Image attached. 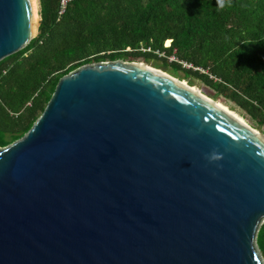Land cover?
Returning a JSON list of instances; mask_svg holds the SVG:
<instances>
[{
    "label": "water",
    "instance_id": "95a60500",
    "mask_svg": "<svg viewBox=\"0 0 264 264\" xmlns=\"http://www.w3.org/2000/svg\"><path fill=\"white\" fill-rule=\"evenodd\" d=\"M0 0V60L37 35ZM264 134L143 62L62 77L0 147V264H264Z\"/></svg>",
    "mask_w": 264,
    "mask_h": 264
},
{
    "label": "trees",
    "instance_id": "16d2710c",
    "mask_svg": "<svg viewBox=\"0 0 264 264\" xmlns=\"http://www.w3.org/2000/svg\"><path fill=\"white\" fill-rule=\"evenodd\" d=\"M37 1V35L0 60V147L27 134L62 77L127 58L162 60L264 127V0L223 9L216 0H74L59 19V0ZM172 54L197 69L170 62ZM257 243L264 259V223Z\"/></svg>",
    "mask_w": 264,
    "mask_h": 264
},
{
    "label": "rangeland",
    "instance_id": "374dc122",
    "mask_svg": "<svg viewBox=\"0 0 264 264\" xmlns=\"http://www.w3.org/2000/svg\"><path fill=\"white\" fill-rule=\"evenodd\" d=\"M35 12L36 15L39 19L38 16V1L35 0ZM37 34V31H35L34 35ZM124 61H143L145 63H148L149 65H151L154 68H158L161 70V72L170 75L173 78H176L180 81H182L183 83H185L186 85H190L192 87H197L200 89V91L207 97L213 99L214 101H216V103H220L221 105H225L227 106L231 111L236 112L238 115H240L243 120L245 121L246 124H249L252 128L257 129L258 131L262 132L264 134V127H260L258 126L257 123H255V121L253 119H251V117L249 115H246L241 109H239L238 107H236L233 103L229 102L228 100H226L224 97H217L215 96V92L209 88L207 85H205L204 83H202L201 81H198L196 79L190 78V79H185V75L183 72H177L174 73L173 69L171 66H164L163 61L162 60H158V59H153V60H149V61H144L142 59H133V58H127V59H122Z\"/></svg>",
    "mask_w": 264,
    "mask_h": 264
},
{
    "label": "bare ground",
    "instance_id": "6f19581e",
    "mask_svg": "<svg viewBox=\"0 0 264 264\" xmlns=\"http://www.w3.org/2000/svg\"><path fill=\"white\" fill-rule=\"evenodd\" d=\"M33 20H34V26H36V25H37V21H38V17H37L36 12H35V0H33ZM138 62H142V61H138ZM143 63H144L145 65H148L150 68H152V69H154V70H159V72H161L160 69H158V68H154V67H152L151 65H149L148 63H145V62H143ZM162 73H163V72H162ZM166 75H167V74H166ZM168 76H170V75H168ZM170 77H171V76H170ZM174 80L180 82V84H182L183 86H186V87L190 88V89L193 90L194 92H197V93L203 95L204 97H206V98H207L208 100H210L211 102H214L218 107H220V108H221L222 110H224L226 113H228V115H230L232 118L238 120V121L241 122V123L246 124L245 121L243 120V118H242L240 115H238L236 112L231 111L227 106H225V105H221L220 103H216V101H214L213 99H211V98L205 96V95L200 91L199 88H197V87H192V86H190V85H186L185 83H183L182 81H180V80H178V79H176V78H174ZM246 125L250 126L249 124H246ZM250 127H251V126H250ZM251 128H252V127H251ZM252 129H253L257 134H259V135H261V136L263 135V133L260 132V131H258L257 129H254V128H252Z\"/></svg>",
    "mask_w": 264,
    "mask_h": 264
},
{
    "label": "built area",
    "instance_id": "2783aa9c",
    "mask_svg": "<svg viewBox=\"0 0 264 264\" xmlns=\"http://www.w3.org/2000/svg\"><path fill=\"white\" fill-rule=\"evenodd\" d=\"M72 2H74V0H59L58 10H57V19H59L63 14L67 13L68 8ZM147 50L151 51L152 49H151V47H148ZM154 52L157 53L160 56V58H166L167 57L164 51L155 50ZM168 59L170 62L175 61V62L182 63L183 67H186V68L193 67V68L197 69V67L194 66L192 63L181 60L175 54L169 55Z\"/></svg>",
    "mask_w": 264,
    "mask_h": 264
},
{
    "label": "clouds",
    "instance_id": "9594fccd",
    "mask_svg": "<svg viewBox=\"0 0 264 264\" xmlns=\"http://www.w3.org/2000/svg\"><path fill=\"white\" fill-rule=\"evenodd\" d=\"M216 4L218 5L219 9H223L226 4L231 6V0H216Z\"/></svg>",
    "mask_w": 264,
    "mask_h": 264
}]
</instances>
